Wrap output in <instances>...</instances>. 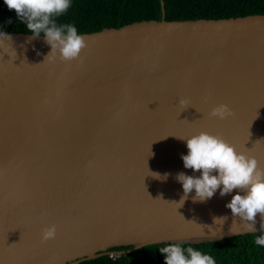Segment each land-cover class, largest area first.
<instances>
[{"label": "water", "instance_id": "1", "mask_svg": "<svg viewBox=\"0 0 264 264\" xmlns=\"http://www.w3.org/2000/svg\"><path fill=\"white\" fill-rule=\"evenodd\" d=\"M159 2L160 20L80 33L88 46L71 63L46 61L43 35L8 33L11 46L0 49V264H77L112 247L131 245L126 254L261 231L259 216L256 231L245 232L226 207L244 193L200 202L193 191L182 206L176 177L201 175L184 167L179 139L200 132L264 166V14L167 21ZM181 99L190 100L186 110ZM221 104L235 116L210 118ZM52 225L56 237L43 242Z\"/></svg>", "mask_w": 264, "mask_h": 264}, {"label": "clouds", "instance_id": "2", "mask_svg": "<svg viewBox=\"0 0 264 264\" xmlns=\"http://www.w3.org/2000/svg\"><path fill=\"white\" fill-rule=\"evenodd\" d=\"M4 3L10 11L16 12L22 23L26 24L31 39H38L43 34L45 43L51 48L46 61L52 62L58 58L61 62L71 63L81 59V53L88 46L85 37L79 35L73 25L56 23L57 17L68 12L72 0H4ZM11 41L10 34L0 31V49L11 46ZM189 105L190 100H179L180 108L186 110ZM234 116V111L225 104L214 107L209 113L210 118L220 120ZM179 139L185 140L188 148V154L181 157L184 167L201 175L199 177L184 173L177 175L176 179L182 184L184 192L178 204L183 206L193 191L195 201L205 202L213 198L217 191L223 197L236 190L244 195H234L226 207L231 210L233 217L242 221L245 232L256 231L259 216L261 232H264V166H261L256 158L238 152L233 145L218 135L200 132L198 135ZM150 175L161 179L159 173ZM168 175L164 174L163 179L166 180ZM225 219L216 218L214 222L223 224ZM56 234L55 225L45 227L41 233L42 241L54 239ZM255 244L264 246V235L257 237ZM159 252L165 255V264H216L211 255L203 254L192 247L184 248L180 243L161 247ZM115 255L113 254L114 257Z\"/></svg>", "mask_w": 264, "mask_h": 264}, {"label": "trees", "instance_id": "3", "mask_svg": "<svg viewBox=\"0 0 264 264\" xmlns=\"http://www.w3.org/2000/svg\"><path fill=\"white\" fill-rule=\"evenodd\" d=\"M163 4L167 21L264 14V0H163ZM160 18L159 0H72L68 12L57 17L56 23L73 25L80 34ZM0 31L31 34L16 12L7 8L4 0H0ZM262 235L264 232L259 231L216 241L180 244L211 255L216 264H264V246L255 244V239ZM169 244L175 243L146 245L126 254L123 251L131 249V245L112 247L104 255L77 264H165V255L159 252V248ZM116 251L121 254L113 258L108 256L109 252Z\"/></svg>", "mask_w": 264, "mask_h": 264}, {"label": "built area", "instance_id": "4", "mask_svg": "<svg viewBox=\"0 0 264 264\" xmlns=\"http://www.w3.org/2000/svg\"><path fill=\"white\" fill-rule=\"evenodd\" d=\"M113 254H116V253H114V252H109V253H108V256H109L110 258H113V257H114ZM115 256H118V255L116 254Z\"/></svg>", "mask_w": 264, "mask_h": 264}]
</instances>
